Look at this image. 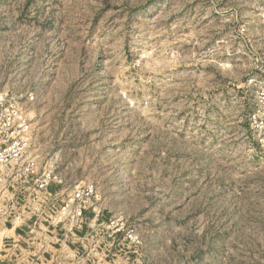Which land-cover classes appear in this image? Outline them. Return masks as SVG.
I'll list each match as a JSON object with an SVG mask.
<instances>
[{
  "label": "rangeland",
  "instance_id": "1",
  "mask_svg": "<svg viewBox=\"0 0 264 264\" xmlns=\"http://www.w3.org/2000/svg\"><path fill=\"white\" fill-rule=\"evenodd\" d=\"M6 118L0 264H264V0H0Z\"/></svg>",
  "mask_w": 264,
  "mask_h": 264
},
{
  "label": "built area",
  "instance_id": "2",
  "mask_svg": "<svg viewBox=\"0 0 264 264\" xmlns=\"http://www.w3.org/2000/svg\"><path fill=\"white\" fill-rule=\"evenodd\" d=\"M8 118L0 120V168L4 173L15 169V171L23 170L25 173L22 176H24L29 169L30 172L33 170L26 167L25 163H27V160L23 159L27 149V137H25L24 133L26 134L28 128L23 125L14 127L12 126V121ZM22 165L24 166L22 167ZM15 174L20 178L22 177L20 173L15 172ZM48 180L49 176H46V180L37 179L33 184L37 185L39 183V188H45ZM0 184H3V182ZM88 194L89 190L84 189L76 194L75 197L79 200L88 196Z\"/></svg>",
  "mask_w": 264,
  "mask_h": 264
}]
</instances>
